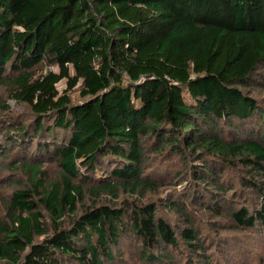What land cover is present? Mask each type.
Returning a JSON list of instances; mask_svg holds the SVG:
<instances>
[{
    "label": "trees",
    "instance_id": "16d2710c",
    "mask_svg": "<svg viewBox=\"0 0 264 264\" xmlns=\"http://www.w3.org/2000/svg\"><path fill=\"white\" fill-rule=\"evenodd\" d=\"M262 68L264 0H0V87L31 118L5 136L29 150L39 139L34 151L61 170L48 182L42 163L22 165L30 183L0 218V264H114L124 245L172 264L167 249H204L189 218L196 200L240 227H264V183L254 179L264 178ZM77 86L84 100L73 103ZM156 153L180 156L205 189L172 204L186 228L143 198L156 189L145 166ZM236 170L263 194L260 209L234 207L224 177ZM86 184L136 199L88 204Z\"/></svg>",
    "mask_w": 264,
    "mask_h": 264
},
{
    "label": "rangeland",
    "instance_id": "374dc122",
    "mask_svg": "<svg viewBox=\"0 0 264 264\" xmlns=\"http://www.w3.org/2000/svg\"><path fill=\"white\" fill-rule=\"evenodd\" d=\"M264 73V68H262ZM259 83L264 82L262 76L257 78ZM66 88V81L59 84L58 89L63 92ZM80 87L77 86L68 95L71 97L73 103H80L84 99L81 97ZM254 96L258 101L260 107L264 110V86L259 85L254 92ZM4 107L8 108L4 110ZM28 124L31 121L30 109L26 104L18 103L12 100L6 89L0 87V218L5 219L7 202L10 199L12 192L22 185L29 184V173L23 168V164L32 163L43 165V170L47 174L48 182L55 181L59 178L60 168L54 160L46 156H40L36 153V145L39 139L35 138L32 142L31 149H28L30 142L16 144L10 143L11 136H5L9 129V123ZM256 122L255 120H252ZM234 122V121H233ZM235 123V122H234ZM260 127V123L257 124ZM226 128V127H223ZM21 144V145H19ZM157 156H148L145 163L148 176L156 184V189L145 193L143 198L145 200L154 202L158 206L159 214L165 218L174 230H180L187 227L186 220L179 216L174 211L173 203L181 204L185 202H193L192 192L200 190L205 194L204 188H199L191 182L189 178V169L187 163L181 159L177 154L167 155L165 153H156ZM184 172V176L188 177L178 178L180 173ZM152 173V174H151ZM244 178H251L246 171L236 170L227 172L224 180L233 184L236 191L232 195H237L236 205H243L242 207L250 208L251 210L260 209L263 201V194L258 190L250 188ZM256 181L263 182L264 178H254ZM84 187L83 191L85 199L88 204L95 202L121 203L123 200L130 202L136 199L131 192L120 189L119 197L116 199L109 193L100 192L98 196L92 195V190L89 184ZM238 190V191H237ZM263 197H262V196ZM141 198L140 195L137 196ZM206 198V196H204ZM117 200V201H116ZM195 205L189 213L190 220L193 221L195 231L199 232L201 243L204 249L198 250L197 253L190 250L184 244H181L179 250L167 249L165 254L172 259V264H264V227L258 224L253 229H246L240 227L232 218H228L226 213L223 217L213 216L204 208V203L200 205V201H194ZM225 208L231 203L222 202ZM69 221V220H68ZM179 236V234L177 235ZM121 252H117L118 256L114 264H158L139 259L136 251L130 252L129 247L124 245Z\"/></svg>",
    "mask_w": 264,
    "mask_h": 264
}]
</instances>
